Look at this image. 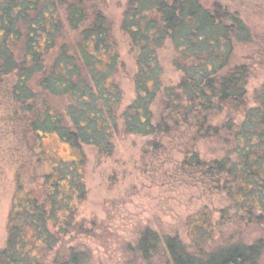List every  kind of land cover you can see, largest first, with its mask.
Listing matches in <instances>:
<instances>
[{
    "label": "trees",
    "instance_id": "16d2710c",
    "mask_svg": "<svg viewBox=\"0 0 264 264\" xmlns=\"http://www.w3.org/2000/svg\"><path fill=\"white\" fill-rule=\"evenodd\" d=\"M206 1H126L120 29L136 94L123 106L107 0H0V103L18 127L21 154L0 264L89 262L70 243L84 233L83 172L66 162L46 170L49 134L83 163L86 146L110 156L122 133L144 138L147 152L178 148L180 172L225 193L241 218L264 222V82L249 88L264 37L228 3ZM242 46L250 52L237 58ZM166 49L175 82L164 78ZM210 144L212 157L200 149ZM198 247L189 251L174 234L146 226L126 247L125 264H264V238Z\"/></svg>",
    "mask_w": 264,
    "mask_h": 264
},
{
    "label": "rangeland",
    "instance_id": "374dc122",
    "mask_svg": "<svg viewBox=\"0 0 264 264\" xmlns=\"http://www.w3.org/2000/svg\"><path fill=\"white\" fill-rule=\"evenodd\" d=\"M126 1L107 0L106 8L115 26L122 61L118 77L123 106L136 94L134 57L120 29ZM215 1L238 10L264 37V0ZM249 52L250 47H239L236 57H245ZM162 54L165 80L177 81L179 73L171 64L172 51L166 49ZM263 82L264 61L254 65L250 90ZM4 105L0 103V247L6 240L8 216L17 195L15 178L21 155L18 127L7 120L9 109ZM144 144V138L118 134L112 155L86 146L83 163L82 154L56 134H49L42 141L47 171L66 162L78 163L83 172L87 196L79 205L78 218L85 225L84 233H78L70 243L89 253L87 264H125L126 247L146 226L174 234L189 251L197 250L198 245L208 251L228 241L250 243L264 238V222L258 224L241 218L225 193L180 172L182 153L178 148L168 145L166 150L153 153L145 151ZM200 149L212 157L217 148L210 144Z\"/></svg>",
    "mask_w": 264,
    "mask_h": 264
}]
</instances>
